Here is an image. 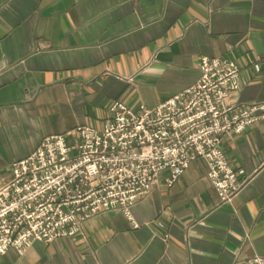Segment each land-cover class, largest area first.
Instances as JSON below:
<instances>
[{
	"label": "crops",
	"instance_id": "obj_1",
	"mask_svg": "<svg viewBox=\"0 0 264 264\" xmlns=\"http://www.w3.org/2000/svg\"><path fill=\"white\" fill-rule=\"evenodd\" d=\"M239 66L235 102H264V0H0V186L43 138L101 129L121 101L154 108L201 57ZM243 185L221 203L202 160L131 207L0 264H246L264 257V120L224 138Z\"/></svg>",
	"mask_w": 264,
	"mask_h": 264
},
{
	"label": "built area",
	"instance_id": "obj_2",
	"mask_svg": "<svg viewBox=\"0 0 264 264\" xmlns=\"http://www.w3.org/2000/svg\"><path fill=\"white\" fill-rule=\"evenodd\" d=\"M192 86L154 108L114 101L101 129L77 126L46 136L27 157L11 165L0 186V257L23 254L33 242L51 243L81 232L107 211L123 212L158 186H171L190 164L202 160L221 203L243 182L228 161L224 138L264 120V102L239 105V66L225 57L203 56ZM246 264H264L254 256Z\"/></svg>",
	"mask_w": 264,
	"mask_h": 264
}]
</instances>
